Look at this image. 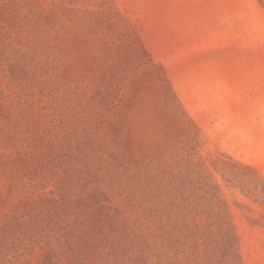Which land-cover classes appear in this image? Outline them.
Wrapping results in <instances>:
<instances>
[{"label":"rangeland","instance_id":"rangeland-1","mask_svg":"<svg viewBox=\"0 0 264 264\" xmlns=\"http://www.w3.org/2000/svg\"><path fill=\"white\" fill-rule=\"evenodd\" d=\"M0 264H264V0H0Z\"/></svg>","mask_w":264,"mask_h":264}]
</instances>
